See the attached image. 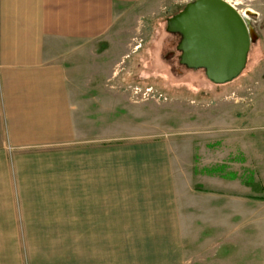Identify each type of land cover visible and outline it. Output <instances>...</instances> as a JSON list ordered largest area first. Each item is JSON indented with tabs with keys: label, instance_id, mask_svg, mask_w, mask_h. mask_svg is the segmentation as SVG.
I'll return each mask as SVG.
<instances>
[{
	"label": "crops",
	"instance_id": "1",
	"mask_svg": "<svg viewBox=\"0 0 264 264\" xmlns=\"http://www.w3.org/2000/svg\"><path fill=\"white\" fill-rule=\"evenodd\" d=\"M121 1L0 0V264L188 263L183 164L160 143L105 146L120 137L80 116L65 63L67 46L101 39Z\"/></svg>",
	"mask_w": 264,
	"mask_h": 264
},
{
	"label": "rangeland",
	"instance_id": "2",
	"mask_svg": "<svg viewBox=\"0 0 264 264\" xmlns=\"http://www.w3.org/2000/svg\"><path fill=\"white\" fill-rule=\"evenodd\" d=\"M192 1L115 3L101 39L67 46L65 63L77 72L80 116L99 123L105 140L120 137L105 146L160 143L183 164L193 193L185 207L195 216L187 264H264V0H230L252 14L256 39L241 74L222 85L180 65L178 37L165 31ZM211 168L207 180L201 171ZM224 193L232 200L226 222ZM213 197L217 212L208 215Z\"/></svg>",
	"mask_w": 264,
	"mask_h": 264
},
{
	"label": "water",
	"instance_id": "3",
	"mask_svg": "<svg viewBox=\"0 0 264 264\" xmlns=\"http://www.w3.org/2000/svg\"><path fill=\"white\" fill-rule=\"evenodd\" d=\"M248 15H252L247 12ZM165 31L179 36V63L200 69L205 78L222 85L238 77L256 35L224 0H194L166 20ZM169 53L166 58H171Z\"/></svg>",
	"mask_w": 264,
	"mask_h": 264
},
{
	"label": "built area",
	"instance_id": "4",
	"mask_svg": "<svg viewBox=\"0 0 264 264\" xmlns=\"http://www.w3.org/2000/svg\"><path fill=\"white\" fill-rule=\"evenodd\" d=\"M224 1H226L228 4H230L237 11V13L245 20V22L247 23V21L249 20V18L247 16L248 15L247 12L237 8L238 4L236 2H232L230 0H224Z\"/></svg>",
	"mask_w": 264,
	"mask_h": 264
},
{
	"label": "flooded vegetation",
	"instance_id": "5",
	"mask_svg": "<svg viewBox=\"0 0 264 264\" xmlns=\"http://www.w3.org/2000/svg\"><path fill=\"white\" fill-rule=\"evenodd\" d=\"M177 36V35H176ZM178 37V41H177V43H176V45L178 44V42H179V36H177ZM176 45H175V47H176ZM173 54V53H172ZM179 57V56H178Z\"/></svg>",
	"mask_w": 264,
	"mask_h": 264
}]
</instances>
